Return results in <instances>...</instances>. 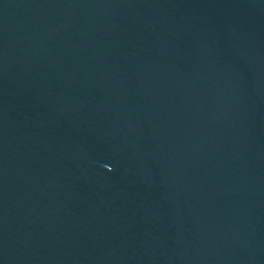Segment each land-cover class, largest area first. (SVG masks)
I'll return each mask as SVG.
<instances>
[{"label":"water","instance_id":"95a60500","mask_svg":"<svg viewBox=\"0 0 264 264\" xmlns=\"http://www.w3.org/2000/svg\"><path fill=\"white\" fill-rule=\"evenodd\" d=\"M0 264H264V0H0Z\"/></svg>","mask_w":264,"mask_h":264}]
</instances>
